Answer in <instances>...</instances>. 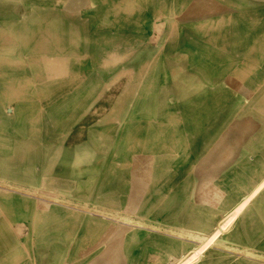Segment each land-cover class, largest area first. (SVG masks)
<instances>
[{"label":"rangeland","instance_id":"374dc122","mask_svg":"<svg viewBox=\"0 0 264 264\" xmlns=\"http://www.w3.org/2000/svg\"><path fill=\"white\" fill-rule=\"evenodd\" d=\"M62 1L0 0V264H169L196 244L177 227L207 233L238 197L223 152L206 151L223 135L191 128L239 127L257 57L202 1Z\"/></svg>","mask_w":264,"mask_h":264},{"label":"crops","instance_id":"0c3cea01","mask_svg":"<svg viewBox=\"0 0 264 264\" xmlns=\"http://www.w3.org/2000/svg\"><path fill=\"white\" fill-rule=\"evenodd\" d=\"M195 1H202L207 5L209 24H214L216 19H221L219 16L221 13L216 14L213 8L217 7L215 0ZM194 4L195 2L190 5ZM5 8L7 10V6ZM223 9L221 15H223L224 27L231 19V37L234 36L235 39V36L239 35L240 38L239 44L234 46V49L240 50V56L257 57L255 65H252L253 69H250L254 72L255 80L241 79L240 81L239 127L225 126L222 133L215 129L197 128L205 131L203 133L198 131L196 134L194 128H191V135H223V143L209 144L206 151L208 153L223 152L224 173L229 167L231 173L235 176L238 174L239 194L235 204L239 199L243 204L227 225V229L221 234L223 240L207 245L201 255L197 256L198 258L196 257L197 259L195 258L196 260L194 259L191 264H264V0H223ZM5 14L4 16L0 14V19L7 18V13ZM193 40L194 37H187V39L182 37V41L187 42L186 47L182 46L180 50L183 55L195 58L202 49L197 43L194 47ZM194 58L188 60L193 63ZM152 64H154L152 70H155L156 63L152 62L150 66ZM191 146L196 147L195 139ZM210 157L212 158L208 155V158ZM180 166L177 165V167ZM232 168L238 171L233 172ZM228 212H224L222 217ZM195 246L197 244L186 246L182 242L180 247H191L192 249ZM62 247L66 253L70 245L65 243ZM185 251L181 252V256L185 254Z\"/></svg>","mask_w":264,"mask_h":264},{"label":"bare ground","instance_id":"6f19581e","mask_svg":"<svg viewBox=\"0 0 264 264\" xmlns=\"http://www.w3.org/2000/svg\"><path fill=\"white\" fill-rule=\"evenodd\" d=\"M85 1V5H88L90 3L89 0H82V2ZM62 6L64 7V9L68 12V13H79L80 9H79V4L76 3V0H63L62 1ZM91 4V3H90ZM50 8V7H49ZM57 8V7H56ZM119 11V10H118ZM49 17L53 18V19H67L68 22H72L74 23V21L72 20V18H74L75 15H66L65 13L64 14H58V13H46ZM33 18V17H32ZM58 20V21H59ZM70 20V21H69ZM14 21V20H13ZM63 21V20H62ZM66 21V20H65ZM58 23V22H57ZM80 23V21L78 22ZM224 22L222 19H216L215 23L212 24L213 28L215 27H219V26H223ZM154 25H156V23H154ZM17 27L16 24H5L3 25V29L4 30H11L12 28H15ZM53 28L54 29H57L59 30L58 28V25L57 24H54L53 25ZM69 28V27H68ZM72 30V29H71ZM60 31V30H59ZM74 33L77 34V31L74 30ZM57 37V36H56ZM60 38V36H59ZM63 39H66L64 37H62ZM71 38V37H69ZM74 38V37H72ZM14 39H17L16 36H14ZM75 44V42L73 43ZM75 45H78L77 43ZM28 49V48H27ZM80 55V54H79ZM57 63V61L55 62ZM257 78V77H256ZM141 82V80H140ZM140 84V83H139ZM164 139V138H163ZM6 180V179H5ZM3 181V180H2ZM262 183V182H261ZM261 183L259 184V186L261 185ZM3 184V183H2ZM11 184V183H10ZM6 185V184H5ZM37 189V188H36ZM210 189H209V186L205 189V192H208ZM38 191V190H37ZM27 192V191H26ZM259 192V191H258ZM52 193H55V194H58V192H52ZM249 193V192H248ZM257 193V191L255 192V194ZM209 195L206 196V201H212V200H219L221 198V196H223L224 192L222 190L220 191H214V192H209L208 193ZM246 196V195H245ZM255 196V195H253ZM242 199V198H241ZM82 202V201H81ZM247 202V201H246ZM87 203V201H86ZM84 203V204H86ZM264 203V202H263ZM243 203L241 202L240 203V199L239 201L233 205V207L230 209V211L222 218H220L214 225H213V228L205 233V232H202V231H194V230H187V229H182L181 226L177 227L179 228L178 230L180 231H185L186 234L190 237L187 236V238L193 242H195L197 244V246H195L194 248H192L188 253L184 254L183 256H180L179 259L176 260V258H171V262H169V264H191V262L199 255H201V252L206 248L207 245H210L211 243H214L216 241H219V240H223V237H221V234L223 233L224 230H226L227 228V225L231 222V220L233 219V217L236 215V213H238V211L240 210L241 208V205ZM245 205V204H244ZM114 213V212H113ZM123 213L122 215H125L126 217H129V218H132L134 216H137V215H134V214H130V213H127V212H121ZM121 217V216H119ZM125 217V218H126ZM138 217V216H137ZM123 219V218H122ZM135 222V221H134ZM119 223L121 224H124L126 226H129L128 224H133L132 222H130V220H125V221H122L121 219L119 220ZM136 224V223H135ZM140 224V223H139ZM134 225V224H133ZM139 228V227H138ZM169 228V227H168ZM171 229V228H170ZM169 229V230H170ZM172 229H176V226L173 225L172 226ZM15 232L20 235L21 233V230L19 228H15L14 229ZM177 230V229H176ZM126 232V231H125ZM123 234V233H122ZM185 234V233H184ZM230 246V245H228ZM157 248V247H156ZM159 249V248H158ZM231 249V247H230ZM247 249H250V248H247ZM244 250V249H242ZM246 250V249H245ZM256 250V249H255ZM247 251V250H246ZM160 255L163 254L162 251H159L158 252ZM165 253V252H164ZM170 253V252H169ZM169 253H165L164 255H167L168 257L171 256ZM181 254V253H179ZM174 255V254H173ZM198 258V257H197ZM196 258V259H197ZM195 259V260H196Z\"/></svg>","mask_w":264,"mask_h":264}]
</instances>
